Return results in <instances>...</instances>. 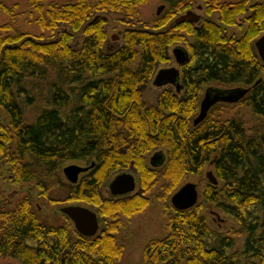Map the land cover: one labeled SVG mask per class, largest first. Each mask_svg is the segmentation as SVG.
Masks as SVG:
<instances>
[{
  "label": "trees",
  "instance_id": "1",
  "mask_svg": "<svg viewBox=\"0 0 264 264\" xmlns=\"http://www.w3.org/2000/svg\"><path fill=\"white\" fill-rule=\"evenodd\" d=\"M148 1L25 0L21 10L19 3L0 1V12L8 16L0 24V113L8 119L6 126L0 119V158L11 165L10 181L34 184L47 193L46 181L62 163L94 162L79 182L63 184V196L49 200L58 206L84 205L101 223L96 235L86 237L62 214L59 224L44 222L34 213L30 196L19 192L0 209V259L121 264L120 217L131 219L145 211L159 183L160 199L166 201L184 175L201 174L215 159L218 184H206L204 201L237 220L247 232L242 254L264 264V63L254 48L264 33V0L252 5L249 0H202L207 18L200 17V25L199 20L175 23L196 0H161L163 12L146 20L139 7ZM105 13L136 25L123 31L122 46L111 52L104 50ZM241 16L246 25L237 22ZM20 18L24 27L17 25ZM238 27L243 29L239 38L228 36V29ZM73 33L83 36L79 49L70 44ZM176 44H184L189 55L178 66L183 92L167 86L152 104L140 87L158 64L168 61V48ZM35 79L47 85L48 93L44 107L28 122L24 110L34 100ZM211 84H255L240 104L262 125L248 131L242 118L219 116L227 105L217 104L194 126L204 88ZM155 150L166 153L160 169L147 161ZM129 167L137 172L140 192L102 197V187ZM169 207L173 214L166 234L150 239L136 264H256L227 255L233 240L214 233L199 207Z\"/></svg>",
  "mask_w": 264,
  "mask_h": 264
},
{
  "label": "rangeland",
  "instance_id": "2",
  "mask_svg": "<svg viewBox=\"0 0 264 264\" xmlns=\"http://www.w3.org/2000/svg\"><path fill=\"white\" fill-rule=\"evenodd\" d=\"M6 3H19L20 10L25 9V0H0ZM61 1H68V0H61ZM74 1V0H71ZM225 2H235L238 0H221ZM256 0H249L248 5H252L255 3ZM161 0H149L145 4L139 7V11L141 15L146 20L154 19L156 15L157 8L161 5L164 6ZM197 6H202L201 10L197 9ZM165 7V6H164ZM163 7V9H164ZM163 9L161 13L163 12ZM193 10L197 14L202 15L203 19L207 18L205 13V5L202 0H196L193 3ZM249 12V11H248ZM160 13V14H161ZM103 19L105 20V30L107 32V40L104 45V50L111 52L119 49L122 46V33L125 29L135 27L133 23L123 21V16L113 13H105L102 15ZM217 18V14L213 16V19ZM245 16L239 17V24H243ZM8 21V16L4 13L0 12V24ZM17 23L18 26L24 24L23 18L19 19ZM196 25H200V22ZM63 28L60 27V30ZM66 29V28H65ZM243 32L242 27L228 29L227 34L228 36H235L239 38ZM113 36H118L119 39H113ZM83 42V36L81 33H73L72 40L70 42L71 46L75 49H79ZM176 46H181L184 48V44H176L170 48H168L167 56L168 61L166 63H160L156 66V70L152 76V78L147 81V83L140 87V92L144 99L149 101L152 104H156L157 97L159 93L167 88V87H156L153 85L152 81L159 69L168 68L171 66H177L173 56H172V49ZM186 47V46H185ZM75 89L73 92H77L76 87L73 86ZM71 92V93H73ZM48 93L47 85L39 80H34V86H32L30 90V94L34 96V100L31 106H25L24 114L26 120L28 122H32L34 118L38 115L41 108L44 107L46 104L44 100V96ZM73 104V102H72ZM72 106V105H71ZM220 111L218 110L219 116L223 118L231 117V116H238L243 119L245 128L249 131V129H253L254 127L261 126V121L254 117L253 114L250 112L249 108L246 107L244 104H232L227 105L225 107H220ZM0 119L2 123L6 126L8 123V119L4 113H0ZM264 125V124H263ZM150 154L147 156V161ZM213 159L212 161L208 162L204 165L201 174H186L181 179L179 185L174 189V191L167 197L166 201H162L160 196L162 195L161 192V183H159L148 195L150 199V204L140 214L135 215L131 219H126L125 217H120L122 220V226L116 233L117 240L120 244L123 245L124 251L123 256L121 259V264H136L140 261L143 248L145 244L152 238H160L166 234V224L170 216L173 214V210L169 207L170 204V197L171 195L178 190L180 186L187 182L195 183L198 189V201L194 206V210L199 207V211L201 215L205 217L206 223L208 224L209 228L216 234L221 236L231 238L233 240V246L226 247L225 253L227 255H234L236 254V260H240L243 263L246 262H255L256 264H263L255 258L248 257L247 255L242 254L244 250L245 240L247 237V232L244 231L237 220L229 214L223 213L218 210V208L211 203H207L204 201L203 198V191L205 189L206 184H208V180L205 177L207 171H213ZM70 164H76L80 166H85V162H76V161H68L62 163L57 168V175L52 177L50 180H47V184L49 186V191L46 197H42L40 194L39 188L33 184L32 187L28 185L15 186L11 183V165L6 163L4 157L0 158V195L3 197L8 198L12 194L15 193V190L20 189V193H26L27 189L32 188V191L35 193L32 197V209L36 211L37 216L41 220H45L52 223L59 222L62 217L59 211L56 209L55 205L57 203H52L49 199L58 198L63 196V182H66L65 177L63 175V168ZM124 172H129L138 178V175L133 172V170L126 169L122 170ZM121 171V172H122ZM138 181V180H137ZM102 197L110 198L111 195L108 190V186H103L100 190ZM140 186L137 183L134 192L131 194L139 193ZM19 192L16 193L15 196L12 197L11 202L13 199L18 195ZM11 199V198H10ZM240 233V234H238ZM210 242L212 240L210 239ZM0 264H19L16 260L7 258L2 260Z\"/></svg>",
  "mask_w": 264,
  "mask_h": 264
},
{
  "label": "water",
  "instance_id": "3",
  "mask_svg": "<svg viewBox=\"0 0 264 264\" xmlns=\"http://www.w3.org/2000/svg\"><path fill=\"white\" fill-rule=\"evenodd\" d=\"M163 5L159 6L156 15H160ZM200 16L193 11H187L175 19V23L184 21H191L196 23ZM113 39H118V36H113ZM257 55L264 63V34L256 39L254 42ZM172 56L177 66L159 69L154 78L153 85L160 88L166 86H174L177 93L182 89L180 84V71L178 66L185 64L189 60V55L186 50L181 46H176L172 49ZM248 92L246 88H234L229 90L220 91L218 89L209 88L206 90L200 105L198 114L193 118L192 123L194 126L200 124L208 115L210 109L218 102L237 103ZM165 161V155L161 152H155L151 159L150 164L153 167H160ZM94 166V162L90 166H79L70 164L63 168V175L66 180L75 184L78 181L80 173L88 171ZM206 179L211 185H217L218 180L213 173L209 170L205 174ZM136 181L132 174L123 172L117 174L109 183L108 188L113 196L126 195L135 190ZM198 189L195 183L187 182L180 186L170 197L171 206L178 211H183L194 207L198 201ZM60 212L65 214L73 223L76 231L86 237L96 235L99 229V222L96 212L92 211L83 205H67L60 208Z\"/></svg>",
  "mask_w": 264,
  "mask_h": 264
},
{
  "label": "flooded vegetation",
  "instance_id": "4",
  "mask_svg": "<svg viewBox=\"0 0 264 264\" xmlns=\"http://www.w3.org/2000/svg\"><path fill=\"white\" fill-rule=\"evenodd\" d=\"M197 9L198 10H201L202 9V6H197ZM187 11H193L194 12V10H193V5H192V7L190 8V9H188ZM186 11V12H187ZM195 13V12H194ZM197 14V13H196ZM201 18H202V15L201 14H198ZM200 18V19H201ZM200 19H199V21L197 22V23H199L200 22ZM239 18L237 19V22L239 23ZM244 22H246V20H245V18H244ZM243 24H245L246 25V23H243ZM264 34V33H263ZM262 34V35H263ZM261 36V35H260ZM259 36V37H260ZM258 37V38H259ZM256 41V40H255ZM255 48V47H254ZM255 51H256V49H255ZM257 53V52H256ZM179 71H180V69H179ZM180 76V75H179ZM259 81V80H258ZM258 81L255 83V84H257L258 83ZM180 84H181V82H180ZM255 84H251V85H249V86H245V85H236V86H233V87H224V86H221V85H216V84H211V85H208L207 87H205L204 88V92H203V94H202V96H201V99H200V102H201V100H202V98H203V96H204V94H205V92H206V90L207 89H209V88H213V89H218V90H220V91H224V90H229V89H234V88H246V89H248V92L245 94V96L240 100V101H238L237 103H226V102H218V103H216L214 106H216L217 104H222V105H232V104H238V103H240L247 95H248V93L249 92H251L252 91V89H253V87L255 86ZM167 87V86H166ZM174 89H175V87L174 86H172ZM183 92V89L179 92V93H182ZM200 102H199V105H200ZM213 106V107H214ZM198 114V113H197ZM193 120V119H192ZM158 151H161V150H155V151H153L151 154H150V156H149V158H148V164L151 166V164H150V159H151V157H152V155L155 153V152H158ZM164 155L166 154L165 153V151H161ZM165 160H166V155H165ZM76 162H80V161H76ZM86 164H85V166H83V167H86V166H88V163L87 162H85ZM80 166V165H79ZM90 166V165H89ZM152 167V166H151ZM160 168H162V167H158L157 169H160ZM128 169H130V170H133V172L134 173H136L137 174V172H136V170L133 168V167H129ZM89 171H90V169L88 170V171H86V172H84V173H80L79 174V176H78V182H79V180H80V178L81 177H83V175H86L87 173H89ZM124 171H122V172H120V173H123ZM127 173H129V172H127ZM117 174H119V173H117ZM117 174H115L109 181H108V183H107V186L109 185V183H110V181L117 175ZM131 174V173H130ZM133 175V174H132ZM134 176V175H133ZM134 178H135V181H136V184L138 183V178L136 177V176H134ZM65 180H66V178H65ZM46 183H47V181H46ZM71 184V183H69L67 180H66V182H63V184ZM26 185H28L29 187H32L33 186V184H26ZM21 187V186H20ZM136 187V186H135ZM108 190H109V188H108ZM21 190L20 189H17V190H15V193L14 194H12L11 196H9L8 198H6V197H3V196H1L0 195V209H5L7 206H10L13 202H14V199H13V201L11 202V200H12V197L13 196H15L16 195V193L17 192H20ZM43 191H41L40 192V194H41V196L42 197H46V195H47V193H42ZM134 192V191H133ZM109 193H110V191H109ZM26 194L27 195H29L30 196V201H31V207H32V197H33V194H35L33 191H32V188H30V189H27L26 190ZM110 195H111V197H115V198H117V197H123V196H129V195H133V194H131V193H129V194H126V195H116V196H113L111 193H110ZM11 198V199H10ZM69 205H79V204H69ZM56 206V209L59 211V213H60V215L62 214V215H64V216H66L65 214H63V213H61L60 212V208L61 207H63V206H67V205H60V206H58V205H55ZM84 206V205H83ZM34 213L37 215V213H36V211H34ZM61 215V217H62V219L59 221V222H57V223H52V222H49V223H52V224H59V223H61L62 221H63V216ZM38 217V216H37ZM98 217V216H97ZM39 218V217H38ZM66 218H68L67 216H66ZM68 220L71 222V220L68 218ZM42 221H44V222H48V221H45V220H42ZM100 220H98V222H99ZM72 223V222H71ZM72 225H73V223H72ZM100 226H101V223L99 222V228H100ZM73 228H74V225H73ZM75 229V228H74ZM75 231H76V229H75ZM98 231H99V229H98ZM97 231V232H98ZM77 232V231H76ZM7 258H11V259H14V258H12V257H3L2 259H0V263H1V261L2 260H5V259H7ZM14 260H16V259H14ZM18 263H19V261L18 260H16ZM19 264H21V263H19Z\"/></svg>",
  "mask_w": 264,
  "mask_h": 264
}]
</instances>
